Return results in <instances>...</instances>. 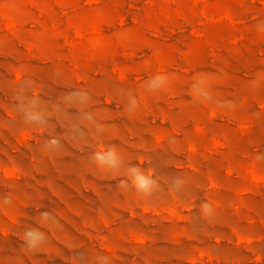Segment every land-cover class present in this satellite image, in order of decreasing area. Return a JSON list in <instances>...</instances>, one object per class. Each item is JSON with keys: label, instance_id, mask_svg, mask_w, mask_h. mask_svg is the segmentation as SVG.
<instances>
[{"label": "rangeland", "instance_id": "1", "mask_svg": "<svg viewBox=\"0 0 264 264\" xmlns=\"http://www.w3.org/2000/svg\"><path fill=\"white\" fill-rule=\"evenodd\" d=\"M0 264H264V0H0Z\"/></svg>", "mask_w": 264, "mask_h": 264}]
</instances>
